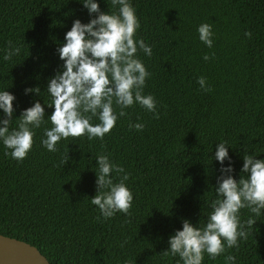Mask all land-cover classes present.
<instances>
[{
    "label": "trees",
    "instance_id": "trees-1",
    "mask_svg": "<svg viewBox=\"0 0 264 264\" xmlns=\"http://www.w3.org/2000/svg\"><path fill=\"white\" fill-rule=\"evenodd\" d=\"M130 3L140 23L136 38L152 48L151 56L137 55L150 73L143 94L155 97L156 111L134 103L103 139L68 137L48 151L41 140L54 111L48 81L63 71L58 47L74 20L88 23L97 14L90 16L79 0H0V91L16 97L13 116L0 112V119L15 128L24 109L37 101L45 106L26 158L6 155L0 141V235L35 246L50 264H178V256L163 254L169 237L184 220L203 227L219 181L246 175L245 155L264 160V0ZM99 4L101 11H117L111 0ZM203 23L211 25V48L199 40ZM15 48L20 52L5 61ZM221 142L230 173L221 171L229 160H215ZM98 155L128 174L127 214L105 219L91 203L101 190ZM111 175L119 182L124 173ZM249 217L256 224H245L247 237L215 259L205 254L203 264H225L228 255L235 264H263L264 209L259 216L240 210L242 223Z\"/></svg>",
    "mask_w": 264,
    "mask_h": 264
},
{
    "label": "clouds",
    "instance_id": "clouds-1",
    "mask_svg": "<svg viewBox=\"0 0 264 264\" xmlns=\"http://www.w3.org/2000/svg\"><path fill=\"white\" fill-rule=\"evenodd\" d=\"M79 3L90 16L97 15L88 23L74 20L58 47L59 58L64 62L63 71L48 81L47 93L52 98L48 106L54 111L48 116L52 127L44 130L45 138L41 140L48 151H56L57 143L68 137L86 134L89 140L103 139L114 128L118 117L125 115L123 109L134 103L149 112L156 111L155 97L143 94L150 73L137 55L139 50L151 56L152 48L143 39L136 38L140 23L130 0H111L116 12L101 11L99 0H79ZM197 31L199 40L211 48V25L203 23ZM19 52L20 48H15L14 53H6L3 59L10 60ZM208 58L204 56L205 60ZM197 82L201 88L205 87L204 77ZM29 91L38 93L39 88L26 89ZM15 99L9 91H0V112L5 117L13 116ZM114 104L121 109L119 113L114 110ZM44 117L45 106L37 101L22 111L15 128L10 129V119H0V141L10 150L5 154L18 161L26 158L33 147V130L41 126ZM93 117L99 123H91ZM134 127L141 130L144 125L136 123ZM226 159L229 164L221 171L230 173L233 168L228 147L221 142L216 146L215 160L224 165ZM97 162V184L101 190L91 198V203L98 206L105 219L117 212L127 214L133 202V193L124 183L128 174L107 155H98ZM241 171L246 175H242L239 181L231 175L219 181L216 198L211 202L212 211L203 227L183 221L182 228L169 237L165 256H178V264H203L205 254L215 259L226 248L238 246L239 239L247 237L245 224L253 227L256 220L249 217L242 223L239 212L247 208L254 216H259L264 209V160L245 155ZM112 173L124 175L119 182H114ZM224 259L225 264H235L236 258L232 255Z\"/></svg>",
    "mask_w": 264,
    "mask_h": 264
},
{
    "label": "water",
    "instance_id": "water-1",
    "mask_svg": "<svg viewBox=\"0 0 264 264\" xmlns=\"http://www.w3.org/2000/svg\"><path fill=\"white\" fill-rule=\"evenodd\" d=\"M0 264H50V262L35 246L0 235Z\"/></svg>",
    "mask_w": 264,
    "mask_h": 264
}]
</instances>
